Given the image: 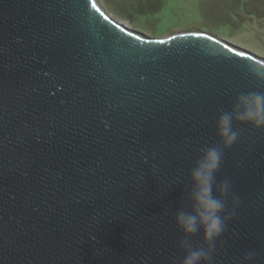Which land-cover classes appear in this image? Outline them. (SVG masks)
I'll list each match as a JSON object with an SVG mask.
<instances>
[{"label":"water","instance_id":"95a60500","mask_svg":"<svg viewBox=\"0 0 264 264\" xmlns=\"http://www.w3.org/2000/svg\"><path fill=\"white\" fill-rule=\"evenodd\" d=\"M262 65L211 32L149 36L97 0H0V264H180L174 215L207 146L232 194L212 264H264V128L233 121L227 149L216 129L264 92Z\"/></svg>","mask_w":264,"mask_h":264},{"label":"clouds","instance_id":"9594fccd","mask_svg":"<svg viewBox=\"0 0 264 264\" xmlns=\"http://www.w3.org/2000/svg\"><path fill=\"white\" fill-rule=\"evenodd\" d=\"M250 74L257 80H264V65L250 66ZM233 121L247 124L253 128H264V92L248 91L239 94L231 111L223 112L216 120L217 135L223 148H230L239 138L240 130L233 127ZM224 157V151L215 146L200 150L199 157L189 170L191 181L188 199L190 210L179 209L175 212L174 221L177 229L183 234L179 247L184 251L180 264H212V251L215 240L223 234L226 221L232 213L228 211L231 181H217ZM219 193V195H217ZM237 203V198L231 201ZM198 232L207 247H193L188 237ZM257 256L254 250L245 253L243 262H250Z\"/></svg>","mask_w":264,"mask_h":264},{"label":"rangeland","instance_id":"374dc122","mask_svg":"<svg viewBox=\"0 0 264 264\" xmlns=\"http://www.w3.org/2000/svg\"><path fill=\"white\" fill-rule=\"evenodd\" d=\"M97 1L118 20L149 36L202 30L264 57V21L251 11L253 6L245 11V0Z\"/></svg>","mask_w":264,"mask_h":264},{"label":"trees","instance_id":"16d2710c","mask_svg":"<svg viewBox=\"0 0 264 264\" xmlns=\"http://www.w3.org/2000/svg\"><path fill=\"white\" fill-rule=\"evenodd\" d=\"M252 0H245L242 2V6L245 9V11L249 8L250 6H253V9L251 10L253 13L255 12L257 16L264 21V0H255V4H251L252 2H249ZM259 2V3H258ZM248 7V8H247Z\"/></svg>","mask_w":264,"mask_h":264}]
</instances>
